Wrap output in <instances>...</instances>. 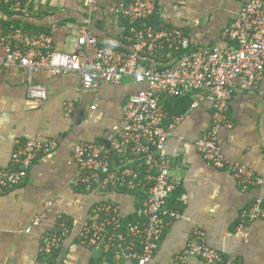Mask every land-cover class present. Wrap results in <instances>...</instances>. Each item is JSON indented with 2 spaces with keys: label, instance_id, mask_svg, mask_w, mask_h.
I'll use <instances>...</instances> for the list:
<instances>
[{
  "label": "crops",
  "instance_id": "crops-1",
  "mask_svg": "<svg viewBox=\"0 0 264 264\" xmlns=\"http://www.w3.org/2000/svg\"><path fill=\"white\" fill-rule=\"evenodd\" d=\"M95 1L97 8L90 14L84 0H23L22 14L0 7V28L14 26L49 34L55 50L62 53L73 52L77 39L85 32L95 36L100 45L130 51L127 21L110 15L112 9L130 0ZM157 7L158 16L153 21L159 23L164 17L171 27L183 29L192 49L236 47L224 33L239 18V1L157 0ZM142 63L153 67L173 62L143 57ZM30 82L47 87L45 100L28 97ZM81 85V78L73 73L0 69V168L11 167L17 143L45 138L58 141L53 154L37 158L23 184L0 193V264H40L42 236L56 226L59 215L70 219L71 232L54 253L51 264H114L101 250L75 246L83 224L92 218L93 207L105 201L107 195L73 186L78 172L73 155L78 145L104 143L112 127L121 121L127 100L142 87L126 79L119 86L102 84L98 90L85 93ZM68 101L75 103L70 118L64 116ZM182 115H168L165 126ZM228 116L232 127L219 130L224 156L264 179V78L254 90H235ZM212 120L211 105L203 103L175 124L168 139L165 151L171 174L182 179L169 206L180 211L183 218L165 229L150 264H175L176 255L184 250L196 227L205 232L208 245L222 253L224 264H264V220L243 217L254 202L264 203V184L242 190L230 171L214 168L204 160L195 142L210 128ZM114 198L130 218L145 194L121 191ZM41 215L45 216L41 225L26 233ZM186 264L203 261L192 258Z\"/></svg>",
  "mask_w": 264,
  "mask_h": 264
},
{
  "label": "built area",
  "instance_id": "built-area-1",
  "mask_svg": "<svg viewBox=\"0 0 264 264\" xmlns=\"http://www.w3.org/2000/svg\"><path fill=\"white\" fill-rule=\"evenodd\" d=\"M84 1L92 14L96 1ZM237 1L242 6L239 18L224 33V37L235 42L233 49H192L186 32L171 27L164 17L157 26L153 25L152 20L158 16L157 0H130L110 11V15L127 21L130 51L100 45L95 36L85 32L77 39L73 52L62 53L55 50L49 34L14 26L8 30L0 28V69L77 74L85 93L98 90L102 84L119 86L126 79L142 87L127 100L121 121L112 127L104 143H85L74 150L78 172L73 186L107 195L105 201L93 207L92 218L83 224L75 246L101 250L106 257L111 256L114 264L152 262L165 229L183 218L180 211L169 206L171 197L182 186V179L171 174L166 144L175 124L203 103L211 105L213 120L195 142L196 150L214 168L230 171L242 190L264 184V179L247 166L228 160L219 146V130L232 127L228 113L235 90H254L264 78L263 1ZM0 7L15 14L25 12L23 0H0ZM143 57L173 63L157 69L143 65ZM47 90L30 82L27 94L30 99L45 100ZM190 95L194 97L190 109L165 126L168 115L163 100ZM74 111L73 101L64 104L66 118ZM57 148L58 141L53 138L17 143L11 167L0 168V193L23 184L37 158L53 154ZM121 191L145 194L132 219L114 198ZM44 217L35 218L26 233L39 227ZM243 217L264 220L263 201L254 202ZM70 232V219L59 215L56 226L42 236L40 264H51L54 253ZM192 258L201 259L203 264H224L222 253L208 245L205 232L197 227L174 263L186 264Z\"/></svg>",
  "mask_w": 264,
  "mask_h": 264
},
{
  "label": "trees",
  "instance_id": "trees-1",
  "mask_svg": "<svg viewBox=\"0 0 264 264\" xmlns=\"http://www.w3.org/2000/svg\"><path fill=\"white\" fill-rule=\"evenodd\" d=\"M153 20L151 23L153 25L157 26L158 23L153 21ZM2 27H3V29H6V30L8 29V26H7V28L6 27L4 28V26H2ZM177 57H178V54H176L174 56L175 59H177ZM156 68L162 69V68H164V65H162V66L157 65ZM192 97L193 96L190 95V96H185V97H181V98H167L165 101L164 108L170 117L185 114L187 112V110L191 107L192 103L194 102V99ZM129 219H132V217H130ZM107 259H109L110 262L112 261L111 256Z\"/></svg>",
  "mask_w": 264,
  "mask_h": 264
}]
</instances>
